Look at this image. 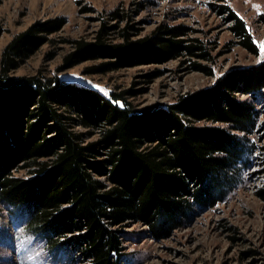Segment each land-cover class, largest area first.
Segmentation results:
<instances>
[{"label": "trees", "instance_id": "trees-1", "mask_svg": "<svg viewBox=\"0 0 264 264\" xmlns=\"http://www.w3.org/2000/svg\"><path fill=\"white\" fill-rule=\"evenodd\" d=\"M217 10L228 13L235 42L258 54L244 19L227 5ZM109 13L115 20L122 16L118 10ZM60 23L49 18L32 25L2 50L0 199L24 205L27 229L42 232L51 250L78 246L79 262L122 264L123 227L141 223L154 238L168 236L195 207L214 205L235 186L255 149L250 135L256 110L234 93L254 96L264 86V59L227 71L214 85L176 103L135 110L120 92L107 97L94 86L58 76L10 73ZM130 28L103 24L93 41L75 40L65 66L96 56L115 57L94 67L101 70L140 58L187 56L194 58L193 69L213 73L199 61L214 62L211 46L188 37V26L159 24L138 39H131ZM114 31L121 41H111ZM76 123L96 129L98 139L83 143L82 133L73 130ZM19 168H28L31 176L14 175Z\"/></svg>", "mask_w": 264, "mask_h": 264}, {"label": "rangeland", "instance_id": "rangeland-1", "mask_svg": "<svg viewBox=\"0 0 264 264\" xmlns=\"http://www.w3.org/2000/svg\"><path fill=\"white\" fill-rule=\"evenodd\" d=\"M221 4L244 19L258 54L235 42L228 28V13L217 10ZM112 10L122 16L112 19ZM49 18H60L61 23L10 73L58 76L94 86L107 97L112 91L120 92L135 110L176 103L183 95L214 85L225 72L249 69L264 59V0H0V57L14 36ZM178 23L189 27L188 37L211 46L214 62L199 61L212 66V74L193 69L194 58L187 56L140 58L107 70L94 67L115 57L96 56L65 66V56L75 49L74 41H93L103 24H116L117 28L133 25L131 39H138L159 24ZM110 37L112 42L122 40L117 31ZM234 94L252 101L256 110L250 135L255 149L235 186L214 205L195 207L197 211L189 220L168 236L154 238L141 223L123 227L122 264H264V86L254 96ZM60 109L68 112L64 106ZM72 111L68 113L75 115ZM196 123L209 124L203 120ZM73 130L82 133L83 143L99 137L96 129L90 132L78 123ZM13 173L22 178L31 176L28 168ZM27 221L24 205L0 199V264H88L78 261L77 257H82L78 246L62 244L51 250L42 232L27 229Z\"/></svg>", "mask_w": 264, "mask_h": 264}]
</instances>
